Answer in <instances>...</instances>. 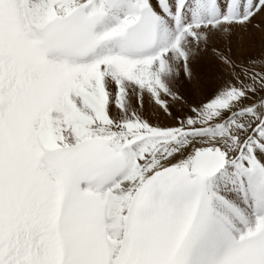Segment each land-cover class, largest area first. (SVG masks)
<instances>
[{
    "label": "snow or ice",
    "instance_id": "1",
    "mask_svg": "<svg viewBox=\"0 0 264 264\" xmlns=\"http://www.w3.org/2000/svg\"><path fill=\"white\" fill-rule=\"evenodd\" d=\"M0 264H264V0H0Z\"/></svg>",
    "mask_w": 264,
    "mask_h": 264
}]
</instances>
